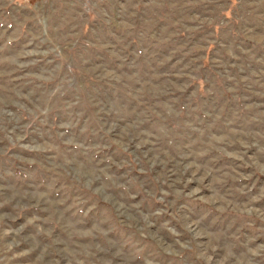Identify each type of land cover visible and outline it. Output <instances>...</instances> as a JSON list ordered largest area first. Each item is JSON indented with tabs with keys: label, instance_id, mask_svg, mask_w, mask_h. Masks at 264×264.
<instances>
[{
	"label": "rangeland",
	"instance_id": "obj_1",
	"mask_svg": "<svg viewBox=\"0 0 264 264\" xmlns=\"http://www.w3.org/2000/svg\"><path fill=\"white\" fill-rule=\"evenodd\" d=\"M0 264H264V0H0Z\"/></svg>",
	"mask_w": 264,
	"mask_h": 264
}]
</instances>
